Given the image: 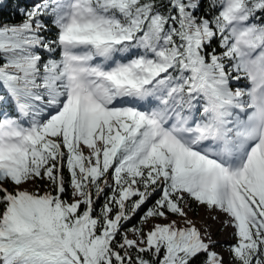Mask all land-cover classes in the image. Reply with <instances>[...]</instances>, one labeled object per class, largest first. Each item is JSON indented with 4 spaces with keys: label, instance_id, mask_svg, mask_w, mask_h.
<instances>
[{
    "label": "snow or ice",
    "instance_id": "6c2138e0",
    "mask_svg": "<svg viewBox=\"0 0 264 264\" xmlns=\"http://www.w3.org/2000/svg\"><path fill=\"white\" fill-rule=\"evenodd\" d=\"M17 12L0 23V264H264V0Z\"/></svg>",
    "mask_w": 264,
    "mask_h": 264
},
{
    "label": "trees",
    "instance_id": "16d2710c",
    "mask_svg": "<svg viewBox=\"0 0 264 264\" xmlns=\"http://www.w3.org/2000/svg\"><path fill=\"white\" fill-rule=\"evenodd\" d=\"M32 2L33 0H0V23L7 22L10 24H15V23L21 22L23 19V16L17 12V6L19 5L20 7H25L27 5H30ZM3 5H6V7ZM65 175H67L66 170H65ZM40 186L44 187V185H40ZM29 189L32 190L31 185H29ZM70 191L71 190L69 189V193ZM99 203H103V200L101 199ZM193 207L195 209L197 208L194 205ZM133 223H137V226H139L137 221H134ZM128 227L131 228L132 224H129Z\"/></svg>",
    "mask_w": 264,
    "mask_h": 264
},
{
    "label": "rangeland",
    "instance_id": "374dc122",
    "mask_svg": "<svg viewBox=\"0 0 264 264\" xmlns=\"http://www.w3.org/2000/svg\"><path fill=\"white\" fill-rule=\"evenodd\" d=\"M85 154L87 155V151L85 152ZM190 216L196 221L198 226H201L203 223V220L208 218L207 212L203 208H198V207L196 208L195 215L190 213ZM220 218L223 219V217H220ZM146 230H147V227H146ZM212 231L214 233V236H213L214 240H216L221 245L227 246L235 242L231 235L232 229L221 228L218 222L216 223V226L214 227ZM130 237H131V234H130ZM217 250L222 251V249L220 248H218ZM223 251L225 254V259H227L226 247L225 249H223Z\"/></svg>",
    "mask_w": 264,
    "mask_h": 264
},
{
    "label": "bare ground",
    "instance_id": "6f19581e",
    "mask_svg": "<svg viewBox=\"0 0 264 264\" xmlns=\"http://www.w3.org/2000/svg\"><path fill=\"white\" fill-rule=\"evenodd\" d=\"M216 226V223L215 224H213V227H212V230L214 229V227Z\"/></svg>",
    "mask_w": 264,
    "mask_h": 264
}]
</instances>
